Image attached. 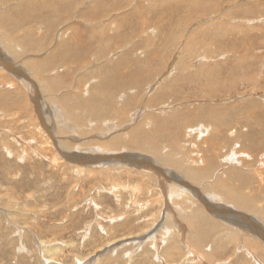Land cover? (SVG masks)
<instances>
[{
  "label": "rangeland",
  "instance_id": "rangeland-1",
  "mask_svg": "<svg viewBox=\"0 0 264 264\" xmlns=\"http://www.w3.org/2000/svg\"><path fill=\"white\" fill-rule=\"evenodd\" d=\"M42 1L44 0H0V15L1 17L4 15L2 18L7 19L9 23H12L10 19L16 22L21 21L23 25L18 28L17 41L26 47H28L26 43L34 44L32 47L37 51L31 61L37 63L47 61L41 66L42 68L40 67L42 71L47 64L59 60L57 54L52 55L51 50L65 43L61 50L71 54L69 63L75 62L74 65L69 64L71 66L64 69L58 68V75L61 74L59 76L62 77L60 81L64 83L63 87L69 83L64 76L70 75L72 81L75 74L87 77L93 73L96 74L97 79L93 80L92 77L88 84L76 85L75 81L72 82L70 87L67 86L68 88L62 92H58L60 96L57 99H63L62 97L71 99L70 105L83 108L81 110L84 112H87V109L84 110L85 107L96 106L94 104L103 108L110 107L109 109L115 112L116 108L117 111L123 110L121 107L126 100H129L127 98L130 97L132 100L136 96L130 106L131 111L126 108L124 112L126 116L127 114L129 116L123 119L125 126L120 125L116 134L112 133V136L127 134L128 130L133 129L140 122L143 123L148 116L149 118L157 117V120H163L178 113H181L179 116L184 119L190 117L189 125L184 126L183 129H178L177 125L168 128L170 132L166 141H163L165 144L163 146H169V139H173L177 144L185 147L186 155L189 150V153L198 160L217 159L215 167L220 164L216 170V172L219 171L218 173L230 171L231 165L225 163V159L231 151L243 153L248 158H243L242 155L235 162L236 165H232L236 170V174L231 176L232 181L243 191L248 190L249 195L258 196L259 201L264 199V175L261 186L259 179L254 181L252 177L255 171L264 170V159H262L264 157V0H116L120 3L111 6L108 0H65L67 5H72L70 10L65 13L66 9H62L61 14L56 17L51 10L60 0H45L47 3L40 8L45 10H35L37 8L35 2L38 4ZM98 1H100L99 4ZM103 4L109 8L100 9ZM123 4L127 5V8L116 10L117 6L126 7ZM92 10H100L97 15L103 18L87 22L86 19L92 18ZM27 19H29L28 22ZM48 22L50 24L47 25ZM48 26H52L53 29H49ZM85 27H88L89 37L92 35L100 39L92 46V49H96L93 53L92 49L88 50L87 42L80 43V40L74 39L76 34L82 33L80 28ZM7 29L12 34L16 33L14 28ZM99 46L105 50L103 59H100L97 52ZM81 49L88 51L82 53ZM123 58L129 65L121 71L144 70L145 74L142 72L139 74L146 76V82L140 86L134 96L129 94L131 92L122 93L123 96L120 94L119 102L112 91L113 95L110 94L112 102L107 100L105 102L103 97L97 98L93 90L102 82L101 75L107 71H113L114 64L111 63H117ZM89 60H92L91 64L85 66ZM183 65L187 66L186 71ZM78 67L83 69L79 70ZM210 67L219 69L220 72L214 76ZM206 68H209V72L203 74L202 70ZM81 76H77L76 79ZM8 77L13 76L9 74ZM8 77H0V93L7 92L12 95L15 93L13 88L10 89L13 82H9ZM128 77L124 75L123 79ZM138 78L140 80L141 77ZM24 92L23 94L15 93L19 99L13 97L14 101L17 99L20 107L6 111L2 107L3 102L0 104V112L6 116L2 119L3 115H0V132L4 130L8 133L9 130H14L12 136L0 133V264H46L45 260L48 261L47 264H76L77 259H85V264H125L123 251L113 255L111 249L115 246L110 247L111 244L113 241L140 235L146 229L145 225L151 224V221L145 220L152 216L147 213L146 218H143L142 214L130 212L128 217L126 215L127 201L123 200L121 205L117 204L114 193L112 196L108 190L109 183L104 182L102 185L108 192L106 189L100 192L99 181L82 185L79 175L73 174L64 161L59 162L56 167L53 163L51 165L49 162H52L57 152L50 154L48 159H43L27 150L29 155L23 161L21 152L25 149L24 145L28 143L30 145L32 137H39L36 134L38 117L36 112L34 114L32 112L34 106L30 102L32 100L29 99L28 92L26 90ZM128 94L129 96L125 97ZM163 96L165 100H158L159 102L151 104V107L145 103L155 98L163 99ZM76 97L78 100L75 99ZM90 97H93L92 100ZM102 102L108 104L104 105ZM162 102L167 104H160ZM41 107H45L44 111L47 113L51 112L54 115L56 112L54 109V111L49 109L48 103L41 104ZM133 111L136 117L130 115ZM35 116L36 119H34ZM28 121L33 122V125H30ZM153 121L150 118L151 123L148 124L150 130L153 129L150 125L154 123ZM199 125L205 127L210 125L211 133L203 141L199 140L198 147H194L196 140L188 136L189 132H186L185 127L190 129L197 128ZM155 129L160 130V127ZM95 133L93 136L89 135L90 137L75 136H78L79 143L82 140L80 144L89 145L99 140L90 141L97 135ZM175 136L177 139H174ZM17 137L23 140V147L17 144ZM215 139L220 140L221 147L214 151L212 144ZM6 147L14 154L8 155ZM36 147L32 145L33 149ZM197 153L203 157H197ZM118 173L123 174V180L128 183V175L124 172ZM134 178L141 181L139 177ZM83 180L88 181L87 177ZM147 183L150 186L144 187L142 191H153V193L145 194L143 201L154 196L157 198L158 182L156 184L150 178ZM243 185L246 186L243 187ZM7 192L14 195L12 198L14 200L11 199L10 203L6 197ZM91 200L97 202L99 209L91 203ZM14 204H18L17 207ZM5 205H9L13 213ZM194 207L200 210L198 205ZM150 210L153 214H158L160 207L155 205ZM165 210L169 211L164 206V212L159 214L160 218L152 230L153 233L163 226L167 216ZM137 211L138 208H136ZM10 213L11 220L6 218ZM121 217L123 219H119ZM111 220L115 223L110 224ZM200 222L201 220L198 224ZM99 225L105 227V230L102 231ZM213 229L216 231L204 233L206 241L209 242V248L211 247L214 253H212L214 260L211 264H256L240 245L246 242L243 236L239 235L238 240L231 243H224L227 239L223 236L224 245L219 251L217 243L221 238L220 235L224 233L217 229V225ZM37 239L53 243L50 245H59L60 249L47 254V257L43 256L37 246ZM257 241L259 245H262L260 250L263 253L264 244L258 238ZM131 243L121 244L117 248L136 254L131 264H163L162 262L169 264V261H173L169 258V251L159 257L162 260L159 263L154 255L145 256L144 248L132 246ZM180 244L182 245V242ZM163 246L162 244L161 247L165 248ZM238 246L241 248L239 249ZM181 249L188 251L187 248ZM185 251L176 258L177 261L182 258L183 263L184 255L192 257ZM209 254L212 255L211 250ZM185 264L194 263L185 262Z\"/></svg>",
  "mask_w": 264,
  "mask_h": 264
},
{
  "label": "bare ground",
  "instance_id": "bare-ground-1",
  "mask_svg": "<svg viewBox=\"0 0 264 264\" xmlns=\"http://www.w3.org/2000/svg\"><path fill=\"white\" fill-rule=\"evenodd\" d=\"M108 1L110 3L109 6L120 3L116 0H108ZM99 2L100 1H98V4ZM46 3L47 1L45 0L42 1V3L40 2L38 4L37 2H35L37 7L35 8L34 5L35 10L44 11L45 9H40V8H43V5H45ZM71 6L72 5H67L65 0H60V2L57 4V6L54 9L51 10V12L54 13L56 17L59 16L64 9H66L65 13H67V11L70 10ZM109 6L103 4L100 9L106 10V7L109 8ZM125 6L126 7L117 6L116 10L127 8V5ZM97 12H100V10L98 11L92 10L91 11L92 18L86 19V21L93 22L96 21V19L99 20V18H103L101 16H98ZM2 17H4V15H2ZM2 17L0 18V77H6V76L8 77V75L11 74L13 77L11 78L8 77L9 79L8 81L13 82L10 85L11 86L10 89L13 88L12 90L15 93H20V94L25 93L24 92L25 90L26 92H28V96H30L29 99L32 100L30 102H32V105L34 106V108L31 107L32 112L33 114L36 112L35 114H37L39 121V123L37 124V131H36V134L39 137L36 136L32 137L31 139L32 143L30 145H28L29 143L27 145L26 144L24 145L25 149H23L21 152L23 161L29 155L27 150H29L31 153H34L35 155L43 159L45 158L48 159L50 154H54L57 152L56 157L52 160V162L51 161L49 162L51 163V165L53 163L54 166L56 167L59 164V162L64 161L65 165H67L68 169L71 170L73 174L76 173L77 175H79V181H81L82 185L84 183L90 185L94 182L99 181L98 185L99 186L101 185L100 192L106 189L105 187L102 186L104 185V182L109 183L110 188L108 187L109 188L108 190L111 192V194L114 193V198L115 201H117V204L121 205L123 200L127 201V211H126L127 216L130 214V212H133L134 214L135 213L142 214L143 218H146L145 214L147 213H148L147 215L150 214V216H152L147 220L144 219L145 221H151V224H146L145 225L146 229H144V231L140 235H137L136 237L134 236L136 240L132 241L130 239H134V238L129 237L127 239L123 238L120 241L119 240L113 241V243L110 246V247L115 246L111 249L113 255L119 251H123V259H125L126 261L125 264H131V261L133 260V257L136 254H130L127 252V250L125 251V249L123 248H121L120 250L117 248L121 244L132 242L131 243L132 246L137 245L138 247H140V249L144 248L145 256H150V254H152L156 258H158L157 262L161 260V258H159L160 256H163L165 252L169 251V258L173 260L172 262L169 261V264H181L182 258L178 261L176 260V258L183 251H185L181 249L183 247L184 249L187 248L188 251L185 252H189V254H191L192 257H186V255H184L183 257L184 262L182 264H185V262L186 263L193 262L194 264H211L213 263L214 260V256H213L214 253H213V249H211V247L209 248V244H208L209 242L206 241V237L204 233L216 231L213 228L215 227V225H217V229L221 230V232L223 231L224 233L220 235L221 238L217 243V245L219 246V247L217 246V249L219 251H221L220 247H222L224 243L227 242L231 243L233 241H237L239 235H241L246 240V242H242L240 244L241 247H243L242 248L243 251L248 256H250V258L254 261V263L264 264V249L262 253L261 252L262 245H259L257 241L258 238L260 242L262 241L264 244V199H261V201H259L258 196H252L251 194L249 195L248 190L243 191V189H241L240 186H238L232 181L233 178H231V176L236 174L235 167H233L232 165H236L235 162L239 160V157L242 156L243 153L240 154L237 153L236 151H231L229 156L225 159V163L231 165L230 171H227L226 173H224V171H221L220 173H218L219 171L216 172V170L220 166V164L215 167V163L217 159H212L208 161L206 160L204 161L202 159L198 160L189 153L190 152L189 150H187L188 154L186 155L184 149L185 147L180 146L175 142V140L173 139L171 140L169 138H168L169 146L164 147L163 145L165 144L163 143V141H166L165 139L166 137H168L167 135H169L170 132L168 128H171L172 125L173 126L177 125L178 129L181 128L183 129L184 126L189 125L188 120L190 117H188V119H184L183 117L179 116L181 113L174 114L171 117L168 116L169 118L163 120H157V117L150 116V118L154 120L153 121L154 123L152 122L153 124H150L152 125L151 126L153 128L152 130L148 128L149 126L148 124L151 123L150 118L148 116L146 117V119L143 120V123L140 122L133 129L131 128L130 130H128L127 134L120 136L118 135L112 136V133L116 134V132L118 131L117 129H119L120 125L121 126L124 125L125 121H123V119L129 118L128 114L126 116V113L124 112L126 108H128V110L130 109L129 111H131L130 106L132 105L133 100H135L136 97L134 95H136V92L140 89V86H142V84L146 82V76L143 75L145 74V71L141 70V72L143 73L141 75L139 74L141 72H137L138 70L132 71L129 69V71H127L126 69L124 71H121L129 65L128 61L126 60L127 62L126 63L124 58L119 59L117 63H111L114 64L113 71L110 72L107 71L106 73L101 75L102 82L98 84L95 88L93 87L94 90L92 88V90L94 91V95H96L97 98L99 97V99L100 97L101 99L103 97V99H105L104 100L105 102L106 100L107 102L112 100V97H110L111 96L110 94H112L111 91L114 94L112 95L117 99V102H119L118 97L121 96L120 94L122 93L131 92L129 94H133L131 96L134 97L132 98V100L130 99V97L127 98L129 100H126V102L121 107L123 108V110L119 109L117 111L116 108V110L114 109L115 110L114 112L109 109L110 107L103 108L100 105L94 104L96 106H91L89 108L85 107L84 110L86 111L87 109V112H84L82 111L83 108L70 105V103H72V102L69 103L71 99H66V98L64 99V97H62L63 99H57L60 96L58 92L60 93L62 92V90L70 87V85H72L73 84L72 82L74 81L76 82V85H80L81 83L88 84L90 83L89 79H91L92 77L93 80L97 79L96 74L93 73L91 76L88 77L86 75H82L81 73L80 74L82 76L75 74L74 77L72 78V81L70 79V75L64 76V78L69 83L65 87H63L62 85H64V83L60 81L62 77L59 76L61 74L58 75V70H59L58 68L64 69L67 66L69 67L71 65H74L73 63L75 62L74 61L69 63L68 61H70L71 59V54L66 50L64 51L61 50L62 47H64L65 43H63L60 47L58 48L56 47L51 50L52 55L57 54L56 56L59 58V60L47 64L45 70L42 71L40 67L43 64H46L47 61H44L45 63H37L31 61L34 57V53H36L35 51H37L35 48L32 47L34 44L26 43L28 45V47H26L24 44L17 41L19 39L17 37L18 28L22 27L23 25L22 23H20L21 21L16 22V20L10 19L12 23L11 22L9 23L7 19L5 20ZM28 20L29 19H27V22ZM48 24H50V22H48L47 25ZM12 27L15 29L16 32L15 34L14 33L12 34L9 31V29H7V28L13 29ZM51 27L52 26H50L49 29H53ZM87 28L88 27H85L83 29L80 28V30H82V33H80L79 35L76 34L74 36V39L78 41L80 40V43L82 41L87 42L89 44L88 50H91L92 46L100 39H96L92 37V35L89 37ZM214 38L216 37L214 36ZM23 42L25 43L26 41ZM85 50L86 49H81L82 53L88 51ZM95 51L96 49L93 48L92 53ZM104 51L105 50L103 49L102 46L98 47L97 52L99 54L100 59H103L105 57ZM113 57H115V55ZM91 62L92 60H89L87 64H85V66L91 64ZM182 67H184L185 71L187 70L186 68L187 66L183 65ZM79 68L80 67H78V69ZM82 69L83 68L79 70ZM208 69L209 68L203 69L202 73L208 74L209 72ZM210 69L213 71L214 76L216 73L220 72L219 69H213L211 67ZM124 75H128L129 77L127 79H123ZM77 76L78 77L81 76V77L79 79H76ZM138 77H141L140 80ZM78 90L80 91V89ZM15 93H13L12 95L7 92L0 93V104H2L3 102L2 107L4 110L10 111L11 108L16 109V107H20L16 101L19 98L16 97ZM129 94L126 95L125 97L129 96ZM13 97L17 99L14 101ZM27 98L28 97H26V99ZM91 98L93 97H90V99ZM75 99H77V97ZM158 100H165V96H163V99L155 98V99H151L149 103H147L146 101L145 103L147 104L148 107H151L150 105L154 103L157 104L159 102ZM46 102L48 103V106H50L49 109L51 111L54 110L56 111L54 115L51 114V112L47 113L46 111H44L45 109H47L46 106H45L46 108L44 107L45 109L41 107V104L47 105ZM49 103L52 105H50ZM160 104H167V102H162ZM134 111L132 112L133 114L130 115L136 117V113H135L136 111L135 112ZM140 111H142V109ZM1 114L3 115V113L0 112V115ZM150 115L152 114L150 113ZM4 117L6 116L3 115L2 119ZM32 117L31 119H33ZM34 119H36V116ZM28 123L30 125H33L32 124L33 122L31 121H28ZM156 127H158V129L160 127V130H156L155 129ZM191 128L189 129V127H185L186 132L187 131L189 132L188 136L191 138L194 137L193 140H196L194 141L195 143L193 144L194 147L196 146L198 147L200 141L206 139L207 136L210 135L211 133L210 125L206 127L199 125L197 128L195 127H191ZM103 130L106 132H99ZM12 131L9 130L8 133H6L4 132V130H2L0 133L3 135L6 134L12 136L13 134ZM97 131L99 133H95ZM93 133L97 135L92 140L90 139V141H94L97 139L99 140L92 142V144L89 145L80 144L82 140L79 143L78 136L77 137L75 136V135H79L80 137H90L91 135L92 136L94 135ZM71 134L73 136H71ZM233 134H235V132H233ZM177 135L179 134L177 133ZM109 136H111V138ZM17 138H18L17 144L19 143V145L23 147L22 146L24 144L23 140L19 137ZM174 139H177V136H175ZM32 145H35L37 147L33 149ZM212 146H213L212 149L214 151L219 150V148L221 147L220 140L217 139L213 140ZM5 150L10 156L14 154V152L12 153V151H10L9 148L7 147L5 148ZM196 156L199 158L203 157V155L201 156L198 153ZM242 157L248 158V156L245 155H243ZM262 159H264V157ZM116 169L121 170L118 172H124L128 175L129 177L127 179L128 183H126L123 180L122 178L123 174H119L117 171H114ZM263 175H264V170L255 171V173L252 175L254 181L257 178L259 179L260 186L261 183L263 184ZM84 177H87L88 181H84L83 180ZM134 177H139L141 181L135 180ZM95 178L96 180H93ZM150 178L152 179V181L156 182V184L157 182L159 184L156 195L157 198H155L154 196L152 198H146L147 200L143 201L142 198L145 197V194L151 195L153 193V191L152 192L142 191L144 187L150 186V184L147 183V180H150ZM153 178H155L156 181ZM144 179H146V181H144ZM244 186L246 185H243V187ZM13 196L12 194H9V192L6 193V197L9 200L8 203L14 200L12 199ZM11 199L12 201H10ZM94 200H91V203L96 205V208H98L97 202H95ZM155 205L160 207L158 214L155 213L157 215L156 218H155L156 215L153 214V212L150 210L151 207H154ZM195 205H198L200 210H197V208L194 207ZM6 206L8 207V209L10 208L9 211L13 213L12 212L13 209L9 207V205H5V207ZM164 206L169 209V211L165 210L167 212L165 213L167 214V216L165 221L163 220L164 224L159 229L157 227L158 230L156 231V233H153L152 230L156 226L157 224L156 222L159 221L160 218L159 214L162 213ZM24 207L26 208V206ZM173 207H175V209ZM136 208H138L137 212H136ZM8 209H3V210L7 211ZM148 210L150 211L148 212ZM11 213L7 214L6 218L11 220L12 217V216L10 217ZM180 218L182 219V221ZM119 219H123V218L121 217ZM199 220H201L200 222L201 225L198 224ZM112 222L115 223L114 220L109 221L110 224ZM99 227H101L102 231L105 230V227H103L102 225H99ZM20 233H22V231ZM223 236H225V238L227 239L224 243H223ZM171 239H173V242H171ZM36 241H38V239ZM180 242H182V245L180 244ZM50 244L53 243L38 241L37 246L40 249L41 252L40 254L46 256L47 254L54 251H58L60 249L58 248L59 245H50ZM162 244L165 246V248L161 247ZM241 247L238 246L239 249ZM210 250H211V254L213 253L212 255L209 254ZM244 252H242V254H244ZM84 260L77 259L76 264H85L86 260L85 261ZM44 262L47 264L48 261L45 260ZM162 263L165 264L164 262Z\"/></svg>",
  "mask_w": 264,
  "mask_h": 264
}]
</instances>
